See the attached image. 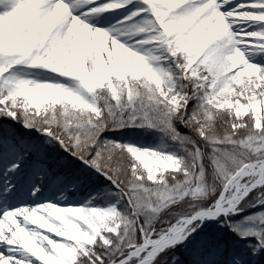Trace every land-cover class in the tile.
Returning <instances> with one entry per match:
<instances>
[{"label":"snow or ice","instance_id":"1","mask_svg":"<svg viewBox=\"0 0 264 264\" xmlns=\"http://www.w3.org/2000/svg\"><path fill=\"white\" fill-rule=\"evenodd\" d=\"M261 258L264 0H0V264Z\"/></svg>","mask_w":264,"mask_h":264},{"label":"rangeland","instance_id":"2","mask_svg":"<svg viewBox=\"0 0 264 264\" xmlns=\"http://www.w3.org/2000/svg\"><path fill=\"white\" fill-rule=\"evenodd\" d=\"M137 139H139L142 143H145V144L153 142V137H151V136L137 137ZM97 183H99L100 188L106 187L102 182H97ZM95 187H96V184L87 185L80 192L75 193L74 195L70 196L69 198L70 199H79V198L85 197L89 192H92ZM65 195L67 196L68 194L65 193ZM231 238H232V240L237 239L235 236H232ZM177 255L179 256L180 254H177ZM258 264H264L263 258L258 260Z\"/></svg>","mask_w":264,"mask_h":264},{"label":"trees","instance_id":"3","mask_svg":"<svg viewBox=\"0 0 264 264\" xmlns=\"http://www.w3.org/2000/svg\"><path fill=\"white\" fill-rule=\"evenodd\" d=\"M18 127V126H17ZM177 254H180L179 250L177 251ZM263 261H264V258H263Z\"/></svg>","mask_w":264,"mask_h":264}]
</instances>
